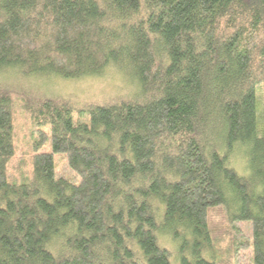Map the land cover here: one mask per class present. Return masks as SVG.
<instances>
[{"label": "trees", "instance_id": "trees-1", "mask_svg": "<svg viewBox=\"0 0 264 264\" xmlns=\"http://www.w3.org/2000/svg\"><path fill=\"white\" fill-rule=\"evenodd\" d=\"M110 65L105 102L0 82V264H264V0H0V73Z\"/></svg>", "mask_w": 264, "mask_h": 264}, {"label": "rangeland", "instance_id": "rangeland-1", "mask_svg": "<svg viewBox=\"0 0 264 264\" xmlns=\"http://www.w3.org/2000/svg\"><path fill=\"white\" fill-rule=\"evenodd\" d=\"M0 82L8 84L15 94L17 93V88H24L32 93L62 97L70 100L75 105L105 102V100L115 95L129 93L132 87L131 84L126 81L125 77L112 65L108 66L105 72L99 76H86L77 79L62 78L57 75L21 76L15 69L9 68L3 73H0ZM257 95L258 109L260 113H262L264 112V89L258 91ZM16 112L18 130H27L29 122L27 115L24 113L20 114L19 107L17 106ZM262 116L264 117L263 114ZM262 116L260 117L261 120L263 119ZM246 149V144L240 143L239 147L234 149L233 155L230 157V162L234 165L233 168L239 174H244L245 170L246 172L248 171L247 167L246 169L244 168V164L246 165ZM56 166H58V164ZM238 229L242 234L237 235L239 239H243L244 237L249 239V228L245 223H239L237 226V230ZM163 244L172 251L173 259L171 258V260L176 264L175 248L167 241L163 242ZM240 253V257H238L234 264H251L249 249H241ZM228 255V251L225 250L223 257L227 258ZM227 264H232V261L230 260Z\"/></svg>", "mask_w": 264, "mask_h": 264}]
</instances>
